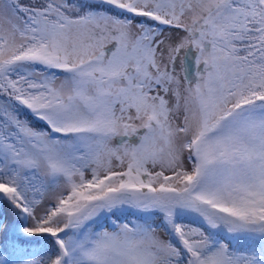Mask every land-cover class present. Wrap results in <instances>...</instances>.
Returning <instances> with one entry per match:
<instances>
[{
    "label": "snow or ice",
    "instance_id": "1",
    "mask_svg": "<svg viewBox=\"0 0 264 264\" xmlns=\"http://www.w3.org/2000/svg\"><path fill=\"white\" fill-rule=\"evenodd\" d=\"M0 264H264V0H0Z\"/></svg>",
    "mask_w": 264,
    "mask_h": 264
}]
</instances>
